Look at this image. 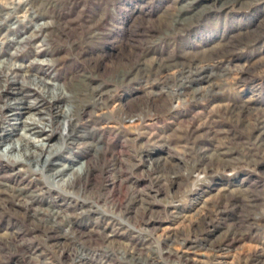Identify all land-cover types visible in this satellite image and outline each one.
Returning <instances> with one entry per match:
<instances>
[{
    "label": "rangeland",
    "instance_id": "374dc122",
    "mask_svg": "<svg viewBox=\"0 0 264 264\" xmlns=\"http://www.w3.org/2000/svg\"><path fill=\"white\" fill-rule=\"evenodd\" d=\"M40 112L0 264H264V0H0V142Z\"/></svg>",
    "mask_w": 264,
    "mask_h": 264
},
{
    "label": "bare ground",
    "instance_id": "6f19581e",
    "mask_svg": "<svg viewBox=\"0 0 264 264\" xmlns=\"http://www.w3.org/2000/svg\"><path fill=\"white\" fill-rule=\"evenodd\" d=\"M38 107L37 104H30L28 101H25L24 98L19 99L17 103L15 104L14 110L17 111V114L15 116L19 115H26L31 113V110H34ZM41 117L35 118V115H30L26 118L25 121L21 122L20 125H22L21 131L22 134L19 135V138L14 141L12 138L14 136L13 131L7 132V134H4V136L1 138L0 147H3L1 150L3 155L11 156V158H16L17 161L21 163V159H28L37 166L40 163V161L43 159V154L47 153V159L43 161V166H45L48 162V158L54 155L55 152H57L58 147L55 145H50L51 139L46 138L42 142H30L32 143L34 147L33 152H28L27 149H25L22 145L23 142H29L32 140V136L38 134L42 135L45 134L46 130L43 127L42 120H45V118H42L43 112H40ZM63 117V118H62ZM62 119V127L64 130H66L68 127H71L73 125V121L71 117L68 116L67 112H64L61 115ZM37 130V131H36ZM4 141V143H3ZM23 152V153H22ZM77 165V164H76ZM76 165H65L64 167L55 169L51 175L54 179H60L63 176L69 174L68 183H72L77 177L81 176L85 171V164H81L79 167H76Z\"/></svg>",
    "mask_w": 264,
    "mask_h": 264
}]
</instances>
